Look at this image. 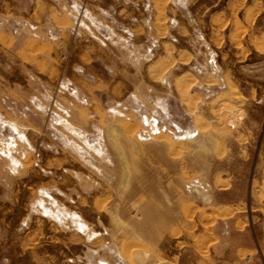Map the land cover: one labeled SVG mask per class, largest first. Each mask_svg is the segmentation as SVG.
<instances>
[{"label": "rangeland", "instance_id": "obj_1", "mask_svg": "<svg viewBox=\"0 0 264 264\" xmlns=\"http://www.w3.org/2000/svg\"><path fill=\"white\" fill-rule=\"evenodd\" d=\"M174 6L152 59L134 61L132 40L110 42V67L127 83L125 109L96 97L98 107L78 105L31 137L42 141L32 151L41 166L9 171L0 160V214L9 209L12 226L29 212L37 238L49 225L42 206L58 210L61 264H264V183L255 167L264 164V0ZM173 51L186 62H172ZM156 59L158 76L149 75ZM45 160L57 167H42ZM41 189L51 197L27 201V191ZM23 235L0 229L2 264H30Z\"/></svg>", "mask_w": 264, "mask_h": 264}, {"label": "crops", "instance_id": "obj_2", "mask_svg": "<svg viewBox=\"0 0 264 264\" xmlns=\"http://www.w3.org/2000/svg\"><path fill=\"white\" fill-rule=\"evenodd\" d=\"M174 7V0H0L2 166L9 171L10 168L41 166V161L33 158L32 151L39 148L42 141L39 139L37 143L31 137L46 135L48 124L54 126L60 122L61 125L62 115L72 118L78 105L89 112L103 103V100H96L102 96L107 103L113 102L125 109L127 83L124 77L117 75L114 67H110L115 56L110 42L116 40L122 44V41L132 40L134 61L140 62L147 54L152 59L153 42L168 35ZM249 7L252 5L247 3L246 8ZM142 40L148 42L145 48L141 42L138 46L135 43ZM186 58L185 53L179 52L177 58L174 51L171 53L172 62L178 59L185 63ZM158 65V59L150 63L149 75L158 76ZM64 99L71 101L72 109L65 107ZM137 102L142 103L138 99ZM69 127L76 128L72 123ZM19 146L23 154L18 158L14 153ZM48 166L56 168L57 160H45L42 167ZM255 167L262 169L258 178L264 183V164ZM26 193L27 201L35 194L40 200L51 197L46 189ZM42 207V216L49 225L39 226L37 238L28 234L32 231L25 221L26 217L30 218L29 212L11 226L5 220L9 209H3L0 229L24 232L20 244L28 248V251L23 250V256L29 253L30 264H61L63 246L57 236L59 211ZM47 230L50 234L41 238V233ZM99 264L110 263L101 261Z\"/></svg>", "mask_w": 264, "mask_h": 264}]
</instances>
